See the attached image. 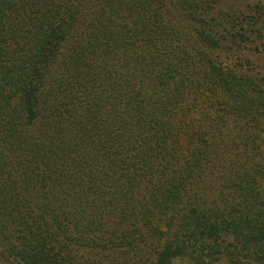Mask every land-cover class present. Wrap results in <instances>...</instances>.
<instances>
[{
	"label": "trees",
	"instance_id": "1",
	"mask_svg": "<svg viewBox=\"0 0 264 264\" xmlns=\"http://www.w3.org/2000/svg\"><path fill=\"white\" fill-rule=\"evenodd\" d=\"M0 0V264L264 263V5Z\"/></svg>",
	"mask_w": 264,
	"mask_h": 264
},
{
	"label": "rangeland",
	"instance_id": "2",
	"mask_svg": "<svg viewBox=\"0 0 264 264\" xmlns=\"http://www.w3.org/2000/svg\"><path fill=\"white\" fill-rule=\"evenodd\" d=\"M263 4L264 0H220L219 5L222 8H233L240 10L243 13L251 12L256 5ZM244 51H241L243 55L244 67L239 69L247 70L249 74L264 78V37H251L247 43L242 45ZM245 264H258L247 260ZM177 264H188L187 262H178ZM216 264H229L228 262H218ZM264 264V263H262Z\"/></svg>",
	"mask_w": 264,
	"mask_h": 264
}]
</instances>
